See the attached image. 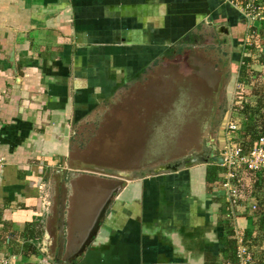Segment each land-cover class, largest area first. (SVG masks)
I'll list each match as a JSON object with an SVG mask.
<instances>
[{
  "label": "crops",
  "instance_id": "crops-1",
  "mask_svg": "<svg viewBox=\"0 0 264 264\" xmlns=\"http://www.w3.org/2000/svg\"><path fill=\"white\" fill-rule=\"evenodd\" d=\"M244 22L240 11L219 0H0V259L205 264L209 256L208 264H236L229 260L236 258L231 249L236 254V231L254 264H264V192L259 196L254 189L257 185L260 192L264 183L249 173L241 176L234 218L223 190L207 184V165L155 173L160 162L153 163V157L159 151L151 144L160 138L162 122L177 124L174 140L187 139L201 125L193 118L200 105H186L176 114L152 110L142 121L149 133L140 156L129 165L127 158L120 162L119 173L95 174L72 159L91 153L84 147L73 153L76 130L135 77L147 78L146 66L185 38L196 36L199 42L198 34L214 27L218 33L223 28L228 44L241 47ZM262 26L251 29L257 46H250V53L256 60L258 46L264 47ZM234 55L232 61L241 66V55ZM238 73L231 74L223 93L224 140L232 111L258 99L249 79L238 103L242 98L233 92ZM96 150L90 158L100 156ZM146 168L143 177L134 175ZM253 203L257 213L250 210Z\"/></svg>",
  "mask_w": 264,
  "mask_h": 264
},
{
  "label": "rangeland",
  "instance_id": "rangeland-1",
  "mask_svg": "<svg viewBox=\"0 0 264 264\" xmlns=\"http://www.w3.org/2000/svg\"><path fill=\"white\" fill-rule=\"evenodd\" d=\"M244 23L246 28L245 31H242V35H240L241 47L228 44L221 37L222 32H216V27H214L213 30L209 29L207 32H204L206 34L204 36L198 34L199 42L195 41L196 36L185 38L183 42L173 46V53H167L158 63L152 64L150 68V64L146 66L145 73L143 74L148 75L147 78L141 79L135 77L127 84V87L123 90V94L121 93L114 98L112 97L100 108L96 109L92 113V119L90 121L87 119L85 125H81L76 130L72 144L73 153L77 152L78 147L81 149L83 147L91 148L89 149L91 153H85L82 156L74 155L73 157L78 160L72 159L74 161H82L81 165L83 170L95 174L107 176L119 173L124 170V168L118 167L120 162L123 163L127 158L129 165L131 159L140 156L139 151L143 149V145L146 142L144 136L149 133L148 126H145L146 123H142L145 116L149 115L152 110L158 111V114L161 115L166 114L168 111L170 112L169 114H176L178 110L182 112V108L186 105H200L202 103L200 96L206 97V104L211 106L207 107L203 103L201 108L198 106L199 108L195 109L196 113L193 118L201 120V125L198 127L200 130L198 131V128L196 129L195 136H193L192 128L190 132L191 137L185 139L182 136V138H176L174 140L172 137L175 134V129L177 131L179 129L177 124L167 125L166 122L170 119H165L164 123L162 122L163 127H161L160 138L158 134L156 136L157 139H153V144H151L154 145L155 150L159 151L158 155H154L153 163L158 159L161 164L168 161L173 164V162L177 163L191 155L196 157L194 155L195 152H203V157L209 156L210 158H216V161L220 160L217 163H205L207 165L206 172L212 168L215 170L216 182L211 187L219 192L221 186L218 180L220 176L218 177V175H222L225 171L220 166L221 159L219 157L220 150L225 144L223 136L220 135V128L222 125L223 127L225 126V120L221 116L222 111L226 112V109H224L226 103L224 102L223 93L225 92V87L231 74H234L236 69L237 71L240 70V65L236 63L237 61H232V58L235 57L234 54H240L242 58L245 49L249 46H254L250 36L251 30L249 24ZM255 25L258 26V24ZM257 49L254 51L256 52ZM201 68L208 69V73L213 77L212 81H208L199 72ZM244 80L243 78L239 83L236 84L235 82L233 84V92L236 97L242 98L241 88L249 86V83H246ZM200 82L206 83L205 86L209 90ZM210 83H212V88ZM187 85L193 92L183 91ZM240 100L238 102L239 104L244 101V98ZM255 100L259 101L258 99ZM260 101L262 102V106H264V98ZM250 106L253 107V105ZM240 107L244 109L249 108L247 103H242ZM214 112L216 117H214ZM139 132H143L144 135ZM198 132H201V135ZM200 136H204L205 138H200ZM235 139L236 137L233 136V142H236ZM103 142H109L110 144L103 145ZM112 143L114 145L111 148L113 152L103 156V150L109 149ZM165 144H168V146L165 147ZM211 146H214L216 150L210 151ZM95 149H97L96 152H100V156L90 158L89 154H93ZM149 149L151 150V148ZM196 164L199 163L196 162ZM256 178L254 180L257 182L260 181L262 184L261 177L256 176ZM243 189L247 191V189ZM254 189L258 192L257 194L259 196L264 192V189H261L262 191L260 190V193L257 185L254 186ZM237 206L231 208L230 211V214L234 218L237 217L236 213L238 212L239 205ZM237 236L235 235L234 240ZM235 245L237 247L236 242Z\"/></svg>",
  "mask_w": 264,
  "mask_h": 264
},
{
  "label": "built area",
  "instance_id": "built-area-1",
  "mask_svg": "<svg viewBox=\"0 0 264 264\" xmlns=\"http://www.w3.org/2000/svg\"><path fill=\"white\" fill-rule=\"evenodd\" d=\"M231 8L240 11L250 30L255 24H264V0H219ZM241 88V87H240ZM239 88V90H240ZM243 88V87H242ZM241 88V89H242ZM236 130L234 122H229L226 126L224 146L220 150V166L223 168L220 174V186L227 198L231 208L240 205L239 190L241 176L245 173H252L255 176H264V135L254 143L248 153H244L243 147L233 142V132ZM222 177V178H221ZM238 207V206H237ZM258 204L250 206L252 212H257ZM236 237V264H252V253L243 243L242 237ZM11 259L1 258L0 264H11Z\"/></svg>",
  "mask_w": 264,
  "mask_h": 264
},
{
  "label": "trees",
  "instance_id": "trees-1",
  "mask_svg": "<svg viewBox=\"0 0 264 264\" xmlns=\"http://www.w3.org/2000/svg\"><path fill=\"white\" fill-rule=\"evenodd\" d=\"M252 40L254 39L252 38ZM254 45L257 46L256 44ZM258 49H259L258 51L259 57L257 60L252 58L250 53L251 50L250 46L245 49V53L241 58L242 65L240 66V70H239V81L242 80L243 78L245 79L244 81H247L248 83H251L250 81H255L254 85L256 86V88L253 89V92L254 91L257 92V95H259L258 96L259 101H256L255 104H253V107H251L250 105H248L249 107L248 109L247 108L244 109L240 107L239 109L233 110L231 114V118L237 129V136L235 141L243 147L244 153H248L251 147L254 145V143L259 139V137L264 135V106H262V102L260 101L262 98H264V89H262L264 88V69H262L260 72L255 71L253 69V66L258 63L264 66V47L261 48V46H258ZM249 79L250 81H248ZM245 87L246 86H244L241 89L242 93H244ZM195 160L199 164L213 162L209 156L208 157L205 156L201 158L195 157ZM209 171L206 172V182L207 184L211 185L214 184V182H216L215 180L216 174L214 168L210 169ZM146 173L147 170H144L134 175L143 177L144 174ZM249 174L251 180H254L255 176L252 173ZM260 177L262 179V183H264V176H260ZM259 210L260 209H258L257 212ZM231 249H233L234 253L232 255H234L235 257V247L232 245ZM208 257L209 256L205 257L207 259V260L205 259V264H208L207 263L209 260ZM229 260L232 263L236 262V258ZM252 264H254V261H252Z\"/></svg>",
  "mask_w": 264,
  "mask_h": 264
},
{
  "label": "water",
  "instance_id": "water-1",
  "mask_svg": "<svg viewBox=\"0 0 264 264\" xmlns=\"http://www.w3.org/2000/svg\"><path fill=\"white\" fill-rule=\"evenodd\" d=\"M222 27H220V32H222ZM225 32V31H224ZM211 160L213 161V162H217L216 161V158H211ZM218 161H220V160H218ZM196 164V160H195V157H193L192 155L191 156H189L188 158H185V159H183L180 163H177V164H174V165H170V164H168V165H165V166H162V167H159L156 171H155V173H160V172H167V171H172V172H174V171H176L177 169H178V167H182V168H189V167H191V166H194ZM101 214H102V216L104 215V210L102 209V211H101ZM98 220H100L101 221V218L100 219H98ZM98 225V224H97ZM95 229L97 230V226L95 227Z\"/></svg>",
  "mask_w": 264,
  "mask_h": 264
},
{
  "label": "flooded vegetation",
  "instance_id": "flooded-vegetation-1",
  "mask_svg": "<svg viewBox=\"0 0 264 264\" xmlns=\"http://www.w3.org/2000/svg\"><path fill=\"white\" fill-rule=\"evenodd\" d=\"M199 72L200 73H202L206 78H207V80H209L212 76L208 73V69L207 68H201L200 70H199ZM213 78V77H212ZM209 90V89H208ZM191 92H193V90H191ZM201 101H202V103H200V106H202V104L204 103L205 105H207V107H210L211 105H209V104H206V102H207V100H203V97L201 98ZM213 108V107H212ZM198 127L195 125L194 127H193V131H192V133H193V136H195V131H196V129H197ZM202 129H204L203 127H202ZM200 129L198 128V131H199ZM199 133V135H201V132H198ZM191 137V136H190ZM204 136H200V138H203ZM205 138V137H204ZM198 142V141H197ZM213 150H216V148H214V146L212 147H210V151H213ZM197 158H201V157H203V152H195V154H194ZM198 155V156H197ZM181 161H179V162H177V163H180ZM177 163H175V162H173V164H171L170 163V161H168V162H164V163H159V165L158 164H153L154 166H157L158 168L159 167H162V166H165V165H168V164H170L171 166L172 165H174V164H177ZM157 168V169H158ZM180 168H182V167H180ZM180 168H178V169H180ZM146 170H148V168H146Z\"/></svg>",
  "mask_w": 264,
  "mask_h": 264
}]
</instances>
